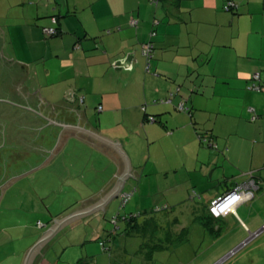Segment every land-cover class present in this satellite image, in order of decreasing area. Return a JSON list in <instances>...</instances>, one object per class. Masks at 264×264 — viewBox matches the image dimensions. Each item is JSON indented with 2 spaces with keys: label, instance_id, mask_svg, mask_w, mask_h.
Listing matches in <instances>:
<instances>
[{
  "label": "crops",
  "instance_id": "0c3cea01",
  "mask_svg": "<svg viewBox=\"0 0 264 264\" xmlns=\"http://www.w3.org/2000/svg\"><path fill=\"white\" fill-rule=\"evenodd\" d=\"M233 1L239 4L235 11L226 8ZM42 5L38 8L35 26L24 29V39L18 45L11 40L13 50L4 58L26 69L20 85L27 94L35 95L39 91L50 104L83 110L89 123L102 136L120 142L130 161L129 176L118 193L100 209L65 225L41 248L32 262L59 264L56 242L69 229L74 236L71 245L80 246L81 258L87 259L101 251L106 252L100 240L105 239L109 231L114 233L118 229L108 238L113 243L114 237L121 235L119 222L124 218L119 219L116 228L114 225L109 230L103 223V213L113 212L115 208L112 210V206L119 199L117 211L121 216L124 205L120 195L131 178L138 177L141 182L146 163L135 161L138 151L133 148L134 136H144L151 150V144L157 140L153 123H160L162 137L170 139V153H163L168 165L152 171L161 174V179L171 184L170 187L179 180H171L170 176L186 167L188 154L182 151L190 144L198 145L197 135L202 131L197 126L200 107L194 102L189 107L183 85L177 84L174 88L173 82L170 83L169 78L183 76L185 65L187 74H190L202 70L205 57L211 58L215 61L210 64L215 68L214 73L226 79L224 83L238 100L241 114L236 117L242 121L250 109L260 111V117L263 116L260 121H264V108L261 109L264 92L247 89L257 72L264 84V0H161L157 5L150 0H45ZM53 16L58 19L59 34L48 36L44 28L52 25ZM132 18L138 20L137 26L130 24ZM153 31L155 35L152 36ZM149 40L154 48L148 69L141 46ZM208 41L211 47L205 51L199 43ZM134 49H137L140 61L134 70L113 66L117 59ZM70 93L75 97L68 98ZM158 98L162 100L159 102ZM148 115H154L156 120L148 121ZM216 121L208 127L214 139L226 136L229 140L235 130L232 128L224 134L218 130ZM227 157L230 159V153ZM152 158L153 153H149L148 159ZM158 160L159 153L153 162L157 164ZM241 160L245 162L246 156ZM231 161L240 165L234 159ZM239 167L245 172L252 171L264 185V154L253 153L248 165ZM119 177L120 169L113 158L90 143L69 136L51 162L14 180L10 186L17 182L31 184L36 195L22 197L20 193H11L7 189L4 199L7 198L9 204L20 198L22 206H32V197L38 204L39 197L59 186L65 194L66 204L60 211L58 208L54 210L56 200L48 204L49 212L42 207L40 220L35 226L38 230L32 234L28 232L27 219L18 220L13 214L0 218L12 221L7 242L15 248L12 250L13 264H24L30 249L54 225L55 219L61 220L94 204L115 187ZM260 191L251 199V205L243 209L242 215L238 213L242 206L239 203L221 216L230 225L219 235L214 237L204 230L215 245L197 257L193 264H264V190L261 188ZM130 194L132 197L133 191ZM70 207L74 208L72 212H69ZM99 216L103 219H98ZM79 224L86 226L78 230ZM86 228L90 231L88 234ZM113 264L129 263L118 261Z\"/></svg>",
  "mask_w": 264,
  "mask_h": 264
},
{
  "label": "rangeland",
  "instance_id": "374dc122",
  "mask_svg": "<svg viewBox=\"0 0 264 264\" xmlns=\"http://www.w3.org/2000/svg\"><path fill=\"white\" fill-rule=\"evenodd\" d=\"M40 1L41 4H39ZM42 4H45V0H0V30L3 34L0 47L3 56H8L9 52L13 50L10 44L11 40L18 45V42L24 39L25 30L35 26L37 11L38 8L43 7ZM199 45L205 51L210 50L211 47L209 41L208 43L200 42ZM186 50L183 52H186ZM204 60H206V63L203 65L202 70L187 74L185 65L182 71L183 76L180 78H169L170 83L173 82L174 88L177 87V84L183 85V92L188 97L187 104H189V107L192 102L200 107L197 126L202 130L201 132L208 130V127H211V124L217 119V128L220 132L225 134L233 128L235 133L232 134L229 140L226 139V136H224V139L217 137L214 144L207 140L201 141L199 135H197L198 145L190 144L182 151V153L188 154L186 167L184 166L171 174V180H179L176 183L173 181V187H170L169 185L171 184L165 183L161 179L163 177L161 174L156 175L152 171L153 169L166 167L168 164L163 157V153H170V139L162 137L160 123H153L155 124L154 129L156 130L157 140L151 144V150H149V145L144 136H134L136 139L134 140L133 148L138 151L135 161H139L143 165L146 163V170L142 173L143 176L140 183L138 177H133L129 180L124 192L131 193L133 191V195L120 211L121 216L124 217L137 212L150 211L157 206L167 204L168 210L158 212L156 216L162 217L166 214L165 212H169L172 217H178L183 225H190L189 240L184 243H175L164 250H157L151 258H148L146 254L148 248L141 247L142 237L124 234L126 222L121 220L119 222L122 227L121 235L118 238L114 237L115 243L108 239L107 244H110L112 249L106 252L101 251V253L88 259L85 258L92 264H95V262L113 264L118 261L129 264H193L196 262L197 257L215 245L213 238L206 235L201 225L191 221L193 217L191 209L198 203L208 204L211 199L216 198L218 195H224L228 188H232L236 184H242L250 178L251 171L245 172L239 166H247L253 153L264 154V121H260L263 119V116L260 117V111L258 113L250 109V113L242 118V121L239 117H236L240 116L241 110L238 107V100L233 97V90L226 86V83H224L225 78L218 77L214 73L215 68L210 66V64L215 61L206 57ZM161 100L159 99V102ZM263 108L264 105H262L261 109ZM149 153H153L151 160L148 159ZM157 153H159L160 160L155 164L153 159H155ZM227 153H230V159H228ZM243 156H246L245 162L241 160ZM232 159L239 162L240 165L235 164L231 161ZM184 179L185 181H183ZM7 189L11 193H20L22 197L25 195H36L35 189L31 184L27 185L17 182V184L9 185L0 197V218L13 214L18 220L20 218L23 220L27 219L29 221L28 232L31 234L38 230L35 226L37 221L40 220L39 210L42 207L49 212L48 204L56 200L53 205L54 210L58 208V211H60L66 204L65 194H62L60 186L57 190L39 197L40 203L38 204L34 202L35 198L32 197V206L28 207L20 204V198L16 202L9 204L7 198L4 199ZM262 190H264V185ZM260 192L256 193V195H259ZM251 199L242 202V206L238 208L239 215L243 214L244 208H248L251 205L250 203L253 202ZM257 199L258 197L255 200ZM118 200L116 199L112 206V210L115 208L113 212L107 211L103 213L104 219L102 216L98 217L100 220L103 219V223L107 225L106 228L109 230L114 228L111 217L114 213H118ZM69 210V212H72L74 208L70 207ZM233 214L235 215V213ZM10 222L12 221L0 220V264L14 263L12 250L15 248L12 243H8V239L11 236L8 233L11 232V230H8L10 225H12ZM42 222L44 223V221ZM225 225V229H227L230 222L225 220ZM7 226L9 227L7 228ZM84 226L86 224H79L78 230ZM85 231L87 234L90 232L88 228ZM15 233L18 235V231L14 230ZM73 238L71 229L58 237L55 250L59 264H75L81 259V247L71 245L73 244ZM106 238L109 237L107 236ZM97 245L99 244L97 243Z\"/></svg>",
  "mask_w": 264,
  "mask_h": 264
},
{
  "label": "water",
  "instance_id": "95a60500",
  "mask_svg": "<svg viewBox=\"0 0 264 264\" xmlns=\"http://www.w3.org/2000/svg\"><path fill=\"white\" fill-rule=\"evenodd\" d=\"M3 38L0 30V43ZM137 49L117 59L114 67L134 70L139 65ZM21 64L6 60L0 47V197L18 177L51 162L69 136H76L113 158L120 169L115 187L89 207L56 220L30 249L24 264H32L35 255L67 224L100 209L120 190L130 173V161L120 142L102 136L94 129L83 110L50 104L39 91L27 94L21 88L26 76Z\"/></svg>",
  "mask_w": 264,
  "mask_h": 264
},
{
  "label": "trees",
  "instance_id": "16d2710c",
  "mask_svg": "<svg viewBox=\"0 0 264 264\" xmlns=\"http://www.w3.org/2000/svg\"><path fill=\"white\" fill-rule=\"evenodd\" d=\"M237 5L238 7L236 9L231 10H237L239 8V4L237 3ZM251 81L253 82L254 79L251 78ZM256 82L261 86L260 90L250 89L248 88V86L247 89L252 91L264 92V84L261 83V78H259V80H257ZM187 109L191 112V109ZM214 137L215 136L211 130L199 132V138L201 141L207 140L214 144ZM250 174V177L255 179V182L258 186L256 190V193H258L263 185L252 171L250 172ZM239 185L241 184H236L234 187L228 188L227 192L235 189ZM212 201H210L208 204L198 203L194 205L191 209V213L193 215L191 221L193 223L195 222L200 224L206 232H208L211 236L213 235L214 237H216L225 229L226 225L221 216L215 217L211 213L210 205ZM124 206H126V204ZM158 207H161V209H158ZM168 208L169 207L167 205L157 206L155 209H152L150 211L137 212L124 217H121L119 214H115L119 219L124 218L122 220L126 222L124 234L138 235L142 237L143 241L141 247L148 248V251L146 252L148 258H151L153 253L157 250H164L175 243H184L189 240L190 225H183L178 217H172V214L169 212H165L166 214H164V216L162 217L156 216V213L168 210ZM117 230L118 229H115L114 233L109 231L108 237L115 235L117 233ZM161 236L164 239H162ZM101 242L106 245V251H110L112 249V246L110 244H107L108 238L101 239L100 243ZM89 263L90 262L85 258H81L76 262V264Z\"/></svg>",
  "mask_w": 264,
  "mask_h": 264
},
{
  "label": "built area",
  "instance_id": "2783aa9c",
  "mask_svg": "<svg viewBox=\"0 0 264 264\" xmlns=\"http://www.w3.org/2000/svg\"><path fill=\"white\" fill-rule=\"evenodd\" d=\"M150 2L152 4H158L160 2V0H150ZM238 7L237 3L235 1L233 2H229L226 6L227 9H236ZM51 21H52V25L49 27L44 28L45 34L48 36H55L59 34V29L56 26L58 19L56 16L51 17ZM130 24L133 26H137L138 24V20L135 18H132V20L130 21ZM110 32V31H108ZM155 35V32H152V36ZM153 42L152 40H149L145 43L142 44L141 46V51L142 54L146 57L147 61H148V69H149V62L151 57L153 56ZM260 78V74L259 72L255 73L252 76V79H254V81L248 85V88L250 89H255V90H260L261 86L256 82L257 80H259ZM174 93H171V95H173ZM75 97V95L73 93H70L68 95V98H73ZM82 101V98H80ZM171 99H169L170 101ZM181 108L184 109L183 104H181ZM99 109H101V107H99ZM143 109L145 110V106H143ZM148 121H155L156 117L154 115H148L147 116ZM255 118V117H253ZM258 186L255 182V179L253 178H249L246 182H244L243 184L237 186L235 189L226 192L224 195L217 197L216 199H214L211 202L210 205V211L211 213L215 216V217H220L222 215H224L225 213H227L230 209H232L235 205L245 202L251 198L255 197L256 194V190H257ZM131 194L130 193H122L120 195V200L123 203V205H125L128 200L130 199ZM158 209H161V207H158ZM115 228L116 225L119 221L118 216H112L111 217ZM101 246L106 250L107 247L104 243H100Z\"/></svg>",
  "mask_w": 264,
  "mask_h": 264
}]
</instances>
